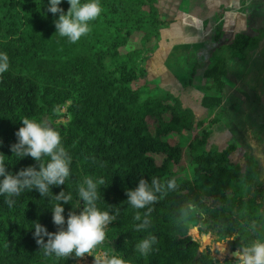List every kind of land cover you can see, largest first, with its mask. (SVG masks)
I'll return each mask as SVG.
<instances>
[{"label":"trees","instance_id":"1","mask_svg":"<svg viewBox=\"0 0 264 264\" xmlns=\"http://www.w3.org/2000/svg\"><path fill=\"white\" fill-rule=\"evenodd\" d=\"M100 3L102 12L89 22L88 34L71 43L55 33L59 13L48 12L49 0H0V53L7 54L9 63L0 74V157L12 173L33 165L39 169L31 156L18 158L11 151L25 117L48 121L71 157L70 176L64 185H52L47 197L36 189H24L9 207L0 196V264H82L89 259L94 264L95 257L87 254L82 258L46 256L32 227L38 220L49 232L58 230L52 206L57 203L55 194L62 190L73 197L69 203L61 201L65 220L73 207L80 206L75 209L79 213L84 202L78 186L87 177L105 181L98 184L97 207L110 215L119 210L93 255L104 250L108 258L117 256L126 264H235L229 259L219 262L208 251L199 252L200 243L190 234V225L245 246L264 241V152L244 148L237 152L235 163L232 156L239 147L217 145L212 139L223 119L215 110L227 92L228 60L248 63L254 53L264 55V19L254 10L245 28L227 41L221 38L223 18L215 22L207 38L217 47L212 63L202 72L211 82L201 97L198 116L168 89L154 93L149 86L133 87L146 78L147 70L139 63L140 49L122 50L134 34L142 33L146 42L173 23L161 16L159 0ZM60 7L67 12L68 0H61ZM205 27L210 26L205 23ZM192 83V78L183 79L185 87ZM196 127L201 131L185 142V133L191 134ZM258 127L264 133V122ZM186 144L190 178L173 169L181 162ZM240 154L246 160L244 166ZM153 177L165 186L175 179L177 187H165V193H156L157 201L145 208L132 207L127 189H134L141 178L151 185ZM137 212L140 220L135 219ZM145 218L148 226L137 231ZM192 232L198 233L196 228ZM149 236H155L156 242L143 255L136 245Z\"/></svg>","mask_w":264,"mask_h":264},{"label":"clouds","instance_id":"2","mask_svg":"<svg viewBox=\"0 0 264 264\" xmlns=\"http://www.w3.org/2000/svg\"><path fill=\"white\" fill-rule=\"evenodd\" d=\"M68 3L70 7L65 12L60 7L61 0H49L47 10L53 14L59 13L58 19L54 21L55 33L66 37L71 43H76L82 36L88 34L89 22L100 16L102 6L100 0H85V2L68 0ZM8 67L7 54L0 53V74L7 71ZM16 136L18 142L11 145L13 155L18 158L31 156L38 162L39 169L33 165L12 173L8 171L3 158L0 157V177H2L0 196L5 197L4 203L9 207L15 203L12 198L19 196L24 189L29 191L36 189L41 197H47L52 185H64L70 176L71 157L62 144L60 133L48 121H37L25 117ZM45 157L49 158L46 163ZM98 184L104 185V179L94 181L91 177H87L78 186V196L80 201L83 200L84 206L79 213L75 209L80 206L73 207L67 220H65L64 206L61 201L66 204L71 202L73 197L71 193L66 194L64 190L55 194L57 203L52 206V212L53 223L59 226L57 231L49 232L38 220L33 221L36 243L40 249H43L46 256L55 254L57 257L82 258L87 254L95 257L94 264H126L124 259L117 256L101 260L99 256L93 255L94 249L106 237L105 229L119 215V210L116 215H110L108 211H101L97 207ZM165 187L168 190H174L177 187L175 179L167 181L165 186L156 177L152 178L151 185L146 179L141 178L134 189H127V200L136 209L145 208L157 201L156 193H165ZM151 211L152 209L149 208L148 213ZM135 219H141L139 212L135 215ZM148 224L149 220L145 218L143 223L136 226L137 231L146 228ZM155 242L156 237L149 236L141 240L136 248L141 254L147 255ZM233 255L236 257L235 264H264V241L257 239L247 246L242 243Z\"/></svg>","mask_w":264,"mask_h":264},{"label":"rangeland","instance_id":"3","mask_svg":"<svg viewBox=\"0 0 264 264\" xmlns=\"http://www.w3.org/2000/svg\"><path fill=\"white\" fill-rule=\"evenodd\" d=\"M179 1V14H183L184 18L178 19V22L171 24L162 30L159 37H152L149 41L142 40V33H136L131 38L129 44L123 48L122 51L134 52V49H140V60L142 66L147 70V76L145 79L137 80L133 83V87L144 88L149 86L154 93H161L162 89H168L174 94L178 89L171 87L170 83L167 86L161 84L162 76L174 75L179 83L183 84V79H193L191 86H196L197 80L202 78L201 68L202 62L197 57L198 49L196 44L200 42V34L195 29H200V22L197 24V14L201 15L200 8L197 4L191 5L186 3L187 0ZM172 0H159L160 14L165 19H172L178 14L171 13L173 11L170 6ZM173 7V6H172ZM233 10V11H232ZM264 19V0H239L237 5H233L231 9L223 8V11L238 12L242 18H244L243 26H240L239 31L243 30L246 26L247 17L252 15L253 11ZM193 18H196L195 20ZM186 25L191 28L184 32ZM223 40H228L231 37L227 36L225 32L221 33ZM235 59H229L230 65ZM213 61V56L209 59V62L205 67L209 66ZM241 63V61H240ZM239 65L235 63L231 65V74L227 76L229 89L225 95L224 103L216 110L221 112L223 119L220 121L218 127L214 128L212 139L217 145L235 144L239 148L233 154L232 159L236 163L238 161L236 154L239 150H245L248 152H254L255 154L262 155L264 152V133L260 131L258 123L264 121V55H259L256 52L252 55L248 63H241ZM155 65V66H153ZM159 68V74L155 75V69ZM234 72L236 74H234ZM159 75V76H158ZM239 75L238 77H236ZM204 78V77H203ZM211 81L208 80L207 83ZM206 85L202 90V93L207 92ZM238 89V90H237ZM248 89L253 90V92ZM182 90L179 88L178 91ZM241 93H239V92ZM255 98V99H254ZM183 103L187 105V97L183 94ZM262 107V108H261ZM192 108V107H191ZM261 108V109H258ZM194 109V108H193ZM244 112L245 114H239L238 112ZM65 109L62 110V113ZM198 116L201 115V111L195 110ZM244 116L250 117V128L245 121ZM221 118V117H220ZM68 117H63L62 122H66ZM201 127H196L195 131L188 134L185 133V137H192L197 135L201 131ZM247 130V131H244ZM185 139L184 141L186 142ZM160 159V158H158ZM242 159L240 154L239 160ZM241 165L246 164V160L240 161ZM239 162V163H240ZM260 165H262L260 163ZM174 172L183 177H191L192 165L189 160L188 145H185L184 153L181 162L173 165ZM261 170H264V166ZM206 227V225L204 226ZM197 234L195 235L190 228V234L193 239L198 240L202 251L210 252L211 256L217 259L219 262H225L226 259L235 262L236 257L233 255L237 248L242 244L232 243L228 240H219L217 236L211 232L205 233L200 230L199 226H195ZM206 229V228H204ZM204 235L206 238L203 239ZM243 245H245L243 243ZM95 256H99L101 260L108 259L106 252L100 250ZM93 260L89 259L82 264H92Z\"/></svg>","mask_w":264,"mask_h":264},{"label":"crops","instance_id":"4","mask_svg":"<svg viewBox=\"0 0 264 264\" xmlns=\"http://www.w3.org/2000/svg\"><path fill=\"white\" fill-rule=\"evenodd\" d=\"M196 1L198 2V6H199L200 12H201V15L197 14V17H196L197 21L200 22L199 23L200 29L191 28L189 25H186V27L184 28V32L187 31L188 29H195L197 32V37H198V32L200 34V37H198L200 42L197 43L195 46L198 49L197 57L199 58V60L203 64V67L201 68V74H202L203 69L205 68L206 64L209 62V59L212 57L213 51L217 47V43H214L213 41H211L207 38V34L211 32L214 24H216L215 22L217 20H219L220 18H223V20H224L223 31L227 34V36L232 37L233 34L239 30L240 26H243L244 18H242L238 12H232L233 10L229 11V12L223 11V8H227L230 10L233 5H237L239 0H234V2H232V3H230L229 0H187L186 3L187 4L191 3V5H194V4H197ZM179 7H180L179 1L172 0V4H171L170 8L173 11H171V13L174 14L175 12H177L175 14L179 15V17H177V15H175V17L172 18L174 20L172 25L177 23L178 19L184 18L183 14H179V10H178ZM205 23H206V25L210 26L208 28V30H206ZM235 63H238L239 65H244V64H241L243 62L240 63L239 60L235 59L234 62H232L230 65L228 64L230 74H231V65H233ZM153 66H155V65H153ZM153 68L155 69V75L159 74V68L157 66L153 67ZM234 74H236V73L234 72ZM238 76L239 75H237L236 77H238ZM168 83H170L172 89L176 88L179 90V88H182V90H180V91L177 90L175 95H178L183 102V94H185V97H187V101H188L186 106L192 107V109L194 108V110L197 109L199 111H202L200 100H201V97L203 95L202 90L205 87V84H207V80L205 78H203V76H202V78H199V80H197L198 84L195 87L194 86L183 87L174 75L162 76V83L161 84L167 86ZM229 88L230 87L228 85L227 91ZM248 90H250V92L251 91L253 92V90H251V89H248ZM253 94L255 95L254 92H253ZM263 103H264V99H263ZM261 108H258V109H261ZM238 113L242 114L244 112L239 111ZM244 118H245V121L250 128L251 127L250 126V120H249L250 117H248V119H247V117L244 116ZM259 124L260 123H258V125ZM244 131H247V130H244Z\"/></svg>","mask_w":264,"mask_h":264},{"label":"water","instance_id":"5","mask_svg":"<svg viewBox=\"0 0 264 264\" xmlns=\"http://www.w3.org/2000/svg\"><path fill=\"white\" fill-rule=\"evenodd\" d=\"M194 227H195V226H194L193 224L190 225V228H194ZM204 238H206V235H204L203 239H204ZM197 241H198V240H197ZM201 251H202V250H201V247H200L199 252H201Z\"/></svg>","mask_w":264,"mask_h":264},{"label":"snow or ice","instance_id":"6","mask_svg":"<svg viewBox=\"0 0 264 264\" xmlns=\"http://www.w3.org/2000/svg\"><path fill=\"white\" fill-rule=\"evenodd\" d=\"M229 2L232 3V2H234V0H229ZM193 19L195 20L196 18H193ZM196 23L198 24L199 21H196Z\"/></svg>","mask_w":264,"mask_h":264}]
</instances>
